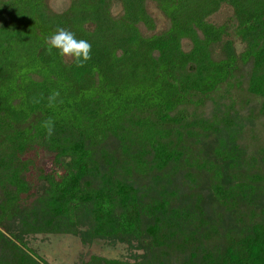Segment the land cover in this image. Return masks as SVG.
I'll list each match as a JSON object with an SVG mask.
<instances>
[{"label": "trees", "instance_id": "trees-1", "mask_svg": "<svg viewBox=\"0 0 264 264\" xmlns=\"http://www.w3.org/2000/svg\"><path fill=\"white\" fill-rule=\"evenodd\" d=\"M35 235L126 250L80 264H264V0H0V264H43Z\"/></svg>", "mask_w": 264, "mask_h": 264}, {"label": "rangeland", "instance_id": "rangeland-1", "mask_svg": "<svg viewBox=\"0 0 264 264\" xmlns=\"http://www.w3.org/2000/svg\"><path fill=\"white\" fill-rule=\"evenodd\" d=\"M67 5V0H49V6L56 12L62 11ZM224 13L212 17V21L220 22ZM41 165L46 170V159L41 160ZM26 248L43 264H80L90 256H99L106 259L125 258L126 250L122 245L107 246L100 240L83 245L79 240L70 235H35L28 237Z\"/></svg>", "mask_w": 264, "mask_h": 264}, {"label": "clouds", "instance_id": "clouds-1", "mask_svg": "<svg viewBox=\"0 0 264 264\" xmlns=\"http://www.w3.org/2000/svg\"><path fill=\"white\" fill-rule=\"evenodd\" d=\"M48 52L52 53L55 49L59 56L71 59L77 67L84 65L92 58V45L84 39H77L75 34L64 28H57L56 32L47 38ZM44 96L33 98V103L38 104ZM48 106L54 107L57 103L63 104V99H60V91L53 90L47 97ZM54 120L46 119L42 123V127L46 130L47 136L50 138L54 132Z\"/></svg>", "mask_w": 264, "mask_h": 264}]
</instances>
